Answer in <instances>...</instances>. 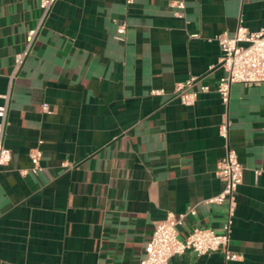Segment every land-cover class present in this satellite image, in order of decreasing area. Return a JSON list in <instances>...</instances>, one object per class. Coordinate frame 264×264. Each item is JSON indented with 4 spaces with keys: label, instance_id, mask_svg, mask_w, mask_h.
I'll use <instances>...</instances> for the list:
<instances>
[{
    "label": "crops",
    "instance_id": "1",
    "mask_svg": "<svg viewBox=\"0 0 264 264\" xmlns=\"http://www.w3.org/2000/svg\"><path fill=\"white\" fill-rule=\"evenodd\" d=\"M185 4L179 14L173 0H55L11 79L42 10L39 0H0L12 152L0 166V264H139L169 214L184 215L182 238L194 226L221 231L230 203L207 200L224 188L228 142L244 167L229 243L239 257L187 250L170 264H264V82L234 83L228 104L216 89L218 36L260 29L264 0ZM192 76L193 89H209L186 105L173 89Z\"/></svg>",
    "mask_w": 264,
    "mask_h": 264
},
{
    "label": "built area",
    "instance_id": "2",
    "mask_svg": "<svg viewBox=\"0 0 264 264\" xmlns=\"http://www.w3.org/2000/svg\"><path fill=\"white\" fill-rule=\"evenodd\" d=\"M128 4L134 0H126ZM55 0H39L42 15L35 27L30 29L26 35V45L22 52L17 54L14 71L11 79L24 62L30 48L38 34L45 18L50 11ZM173 4L179 9L178 13L182 14L185 10V0H173ZM126 30V23L118 27L119 36ZM223 58L221 66L223 75L217 84L223 103L228 104L231 87L234 83L241 82L245 84H255L264 82V24L255 31L240 25L234 36L220 34L218 36ZM197 77L192 76L185 81L177 82L174 86L173 93L180 98L181 102L186 105H193L198 97L199 92L207 91L209 86L200 85L199 88L193 89ZM164 88H155L152 94H164ZM10 92L3 94V102L0 105V166L7 165L12 159L11 149L5 145V128L7 126V112L9 108ZM48 109V104H44ZM220 134L229 140V123L225 121L220 125ZM41 149L35 148L31 152L33 166L31 171L37 172L40 169ZM243 164L240 162L238 153L235 148L228 142L227 153L220 160L217 175L224 182L222 191L209 198L207 201L223 203L229 201L230 211L226 221L223 223L222 230L216 231L211 227L194 226L193 229L185 236L180 237L178 225L182 223L183 216L176 217L169 214L166 218L156 222L151 237L145 245V256L139 264H170V259L175 255H182L187 250H193L197 255L210 254L213 252L223 251L227 259L239 257V253L229 247L231 230L233 223V208L236 204L237 186L242 181ZM196 209L190 206L185 214H195Z\"/></svg>",
    "mask_w": 264,
    "mask_h": 264
}]
</instances>
